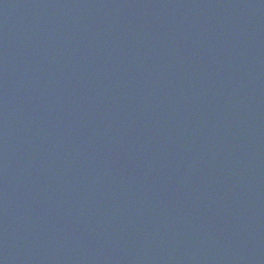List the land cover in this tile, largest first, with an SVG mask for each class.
<instances>
[{"label":"water","instance_id":"obj_1","mask_svg":"<svg viewBox=\"0 0 264 264\" xmlns=\"http://www.w3.org/2000/svg\"><path fill=\"white\" fill-rule=\"evenodd\" d=\"M0 264H264V0H0Z\"/></svg>","mask_w":264,"mask_h":264}]
</instances>
